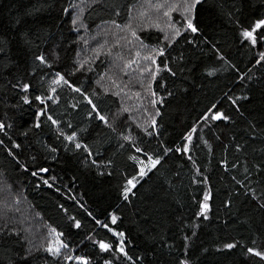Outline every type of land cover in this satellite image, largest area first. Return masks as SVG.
I'll use <instances>...</instances> for the list:
<instances>
[{"label": "trees", "instance_id": "obj_1", "mask_svg": "<svg viewBox=\"0 0 264 264\" xmlns=\"http://www.w3.org/2000/svg\"><path fill=\"white\" fill-rule=\"evenodd\" d=\"M149 1L90 0L81 23L89 36L123 28ZM74 4L0 0V264H264L248 251L264 253V35H241L264 19V0H200L197 31L178 20L171 41L137 31L157 53L149 105L125 80L102 87L106 55L82 66ZM52 76L63 81L53 95ZM150 157L160 162L138 178ZM56 233L60 258L45 251Z\"/></svg>", "mask_w": 264, "mask_h": 264}, {"label": "rangeland", "instance_id": "obj_2", "mask_svg": "<svg viewBox=\"0 0 264 264\" xmlns=\"http://www.w3.org/2000/svg\"><path fill=\"white\" fill-rule=\"evenodd\" d=\"M74 2L75 4L73 8L74 10H72V18L77 21L74 24V29L81 37V52L83 50L82 53H79V57L82 59L84 55L86 56L82 66H85L92 58L97 59V57L100 55H106L109 60L110 68L107 72V75L102 79V83L105 85L102 87H104V89L113 91L115 89H119V87L122 86L121 83H123L125 80L127 81L126 84H129L130 87H137L139 89V92L138 90L133 92L132 95L134 96H132V98L135 99L138 104L144 103L145 105H149V86L147 85L152 76L154 69L153 61L157 56V53L141 46L135 35L137 31L141 29H155L161 32L164 38L167 37L166 39L171 41L177 35V21L180 20L184 23H187L189 20L191 8L194 5L195 0H152L149 2H144L133 10L131 20L125 27H102L99 28L92 36H89L86 33V30L81 23V13L90 0H74ZM166 12L168 15H165ZM96 43H103L104 48ZM109 43H113L112 46H110ZM132 43H135L134 49H136L134 56L130 55L133 46ZM105 45L107 47H105ZM124 46H127V48ZM113 50L117 51L116 54H114ZM119 52L126 54V56L129 55V59L134 58L135 63L124 61L121 62ZM62 83V79L58 76H52L50 78L48 81V87L51 95L54 94L55 89ZM118 92L120 93L121 91L118 90ZM140 96L142 97V100ZM127 103L128 102L124 103L123 111L126 109ZM151 116L152 114L150 107L147 115H144L146 119L142 126L146 125L148 120H151ZM141 168L145 169L146 175V173L149 171V162L140 161V169ZM138 178H141L140 174ZM136 181L137 180L135 179L134 183ZM131 189L132 188H130L129 191ZM6 209H8V206ZM3 211H5V209H3ZM116 237L119 240L120 247H122L123 239L119 238L118 236ZM56 239L59 240L56 235H52L49 243H53L55 246ZM60 243L62 242L60 241ZM64 249L65 248L60 249L59 255L51 256L60 258L61 255H64ZM72 257L71 259L74 260L75 258Z\"/></svg>", "mask_w": 264, "mask_h": 264}, {"label": "snow or ice", "instance_id": "obj_3", "mask_svg": "<svg viewBox=\"0 0 264 264\" xmlns=\"http://www.w3.org/2000/svg\"><path fill=\"white\" fill-rule=\"evenodd\" d=\"M195 3L196 4H199L200 3V0H195ZM194 6V5H193ZM165 15H168V13L166 12ZM73 24H75L77 21L75 19H73ZM187 27L190 28L193 32H196L197 29L193 26V23L192 21L189 19L187 21ZM257 30H261V32L254 36L253 34L254 33H257ZM177 34H179L177 32ZM241 35L243 36V38L247 41H251L253 45H255L257 43V40L259 39V36L260 35H264V19H257L255 21V24L251 27L250 30H246V31H243L241 33ZM167 38V37H166ZM160 55H163V52H160ZM262 56H264V54H261ZM147 58V57H146ZM37 59L40 61V63H45V59L43 56H38ZM154 62V61H153ZM65 83H67L65 81ZM69 87H72L70 84L68 85ZM27 87L28 86H25V90H27ZM41 98L38 96L37 97V100H40ZM27 103V101H25ZM90 102V101H89ZM213 108H215V105L213 106ZM95 111V109H93ZM209 111H211V109H209ZM37 117H39V113L36 114ZM206 119L208 117H205ZM49 119H51V117H49ZM101 119H103V117H101ZM211 119L212 120H216V121H219V120H226L227 117L224 116L223 114L219 113V112H216L214 113L212 116H211ZM53 123H55V121H53ZM3 126L0 125V128H2ZM36 127H39V124L36 125ZM66 139H71V137H66ZM14 147H18V145H13ZM77 147H80V145H77ZM187 150V149H185ZM165 154H167V152H165ZM160 161L157 159V160H153L151 157L149 158V170L152 168V167H155L156 164H158ZM26 170V169H25ZM41 171H46V169H41ZM34 176L36 175L35 172L32 173ZM145 175V169L144 168H141L140 169V177L143 178V176ZM135 177H133L132 179L128 180L127 182V186L125 188V191H124V196L125 198H127V194H128V191L130 188H134L135 187ZM45 183H47V181H45ZM209 199L208 195L206 194L204 196V201H207ZM201 207V213L200 215H203L204 212L207 211V204L206 203H202L200 205ZM205 219H207V216H204ZM115 220L116 218L113 217V223H115ZM77 227H79V224L77 223L76 225ZM50 231H52L50 229ZM114 236H118L119 238H122L124 236V233H115L113 232L112 233ZM56 237H59V233H56L55 234ZM66 247V245L60 243V241L58 239L55 240V246L53 245V243H49L48 246L46 247L45 251H47L50 255H59L60 253V249L61 248H64ZM99 247L101 249V251H108L109 248H110V245L107 244V243H104V242H100L99 244ZM226 248L228 249H232L233 247H235L234 244H231V243H228L225 245ZM117 251H120L121 253H123V247H118L117 248ZM248 251L253 255V256H259L261 260H264V253H259V252H256L254 251L253 249L249 248ZM67 259H71V257H66ZM78 261H79V264H87V261L81 259L80 257H77L76 258ZM181 264H184L183 261H181Z\"/></svg>", "mask_w": 264, "mask_h": 264}, {"label": "water", "instance_id": "obj_4", "mask_svg": "<svg viewBox=\"0 0 264 264\" xmlns=\"http://www.w3.org/2000/svg\"><path fill=\"white\" fill-rule=\"evenodd\" d=\"M216 121V120H215Z\"/></svg>", "mask_w": 264, "mask_h": 264}]
</instances>
